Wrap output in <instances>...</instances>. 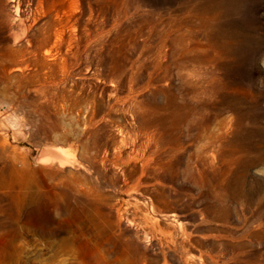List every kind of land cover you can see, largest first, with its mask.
Wrapping results in <instances>:
<instances>
[{
	"label": "rangeland",
	"instance_id": "1",
	"mask_svg": "<svg viewBox=\"0 0 264 264\" xmlns=\"http://www.w3.org/2000/svg\"><path fill=\"white\" fill-rule=\"evenodd\" d=\"M37 1V53H5L0 17V264H264V0ZM95 16L97 56L64 64L67 30L45 54L67 17L82 43ZM182 38L198 94L155 66ZM135 128L150 160L121 168Z\"/></svg>",
	"mask_w": 264,
	"mask_h": 264
},
{
	"label": "bare ground",
	"instance_id": "2",
	"mask_svg": "<svg viewBox=\"0 0 264 264\" xmlns=\"http://www.w3.org/2000/svg\"><path fill=\"white\" fill-rule=\"evenodd\" d=\"M23 3L24 0H3L0 5V17L2 18V13H5L7 20L2 19V22L4 23L9 21V29L11 31L12 39L14 42L13 45H4L2 49L5 53L8 52L12 55H26L39 52L47 43V33L50 32L51 28L53 27V23H49L40 31V35L43 37L42 39H35L33 38V36H30L29 32L38 19L36 14L41 13L42 7L40 5V2L37 0L34 2V4L30 2V4L33 5L34 9H30L29 13L26 14ZM63 12L67 13L68 11L64 9ZM66 30L69 32L67 38V46L65 52H63L62 50L63 53H61V45L59 42L62 40L63 33ZM76 30V23L72 21H70L69 23V17H67L66 22H61L60 26L56 28V40L51 48L45 50V54H51L52 50L56 48L57 52L61 53L64 64H66L68 62L67 55L73 54L77 58L89 44H93L94 53L97 56L99 54V46L102 36L98 16H95L94 18L92 33L90 34L89 32L84 31L85 40L82 43L78 42ZM181 41H185V46H182L181 50H175L170 54H167L163 51L156 53L155 66L163 67L164 78L169 77L170 74H172L170 70L171 67L169 68L168 65H164V59L170 58L172 64L177 68L176 75L182 79L185 85L192 86L190 87L191 92L198 94V88L193 85L198 82L196 80L200 78L199 76L201 75V71L195 64V58L191 54V50L187 45L186 38H182ZM72 47H74L73 50ZM172 75H174V73ZM207 77L209 76L207 75L206 78ZM205 90H207L208 92L211 91L209 79L207 80V86ZM170 98H174L172 93L170 94ZM115 103L121 105L122 107H125L132 116L137 113V110L139 108L137 101L130 96H117L115 98ZM134 133L136 136L142 134L145 141L140 143L139 146L135 147L136 149L133 152V155H130L127 158L117 157L114 160V164L118 165L121 168L127 166L131 161L141 160L145 163H148L150 160L151 154H146V147L150 140L149 134L140 132L137 130V128L134 129ZM188 167L189 169H193L191 164ZM36 218L37 219L35 221L39 225V227H43L46 219L44 204H40L38 206Z\"/></svg>",
	"mask_w": 264,
	"mask_h": 264
}]
</instances>
